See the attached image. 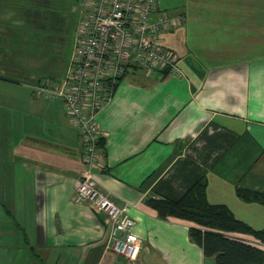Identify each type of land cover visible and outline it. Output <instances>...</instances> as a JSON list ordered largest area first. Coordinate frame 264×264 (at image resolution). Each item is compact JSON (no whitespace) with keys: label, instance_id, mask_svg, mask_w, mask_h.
I'll list each match as a JSON object with an SVG mask.
<instances>
[{"label":"crops","instance_id":"obj_1","mask_svg":"<svg viewBox=\"0 0 264 264\" xmlns=\"http://www.w3.org/2000/svg\"><path fill=\"white\" fill-rule=\"evenodd\" d=\"M54 1L0 0V264H216L190 237L191 221L162 218L146 201L179 198L199 177L209 203L264 229V202L237 193L264 191V0H158L183 16L161 33L182 73L131 67L97 114L104 154L94 172L135 220L136 260L111 251L104 216L72 199L81 136L62 102L34 88L61 79L70 59L59 61L64 19ZM28 24H49L53 52L27 47Z\"/></svg>","mask_w":264,"mask_h":264},{"label":"built area","instance_id":"obj_2","mask_svg":"<svg viewBox=\"0 0 264 264\" xmlns=\"http://www.w3.org/2000/svg\"><path fill=\"white\" fill-rule=\"evenodd\" d=\"M79 5L74 47L64 77L46 78L34 88L62 102L81 136L83 170L72 199L103 214L110 227L111 250L136 260L142 239L133 231L135 220L126 205L117 204L101 190L94 172L102 162L98 142L104 136L96 117L129 68L140 67L158 77L182 73L179 54L162 43L161 33L179 26L183 16L160 9L158 0H79Z\"/></svg>","mask_w":264,"mask_h":264},{"label":"trees","instance_id":"obj_3","mask_svg":"<svg viewBox=\"0 0 264 264\" xmlns=\"http://www.w3.org/2000/svg\"><path fill=\"white\" fill-rule=\"evenodd\" d=\"M103 142L102 136L98 142L102 156ZM205 186L206 181L200 177L179 198L148 197L146 201L162 218L191 221L190 237L202 247L204 255L214 256L216 264H264V250L245 237L251 235L264 242V229H253L226 205L209 203ZM237 193L245 200L264 202V191L237 189Z\"/></svg>","mask_w":264,"mask_h":264},{"label":"rangeland","instance_id":"obj_4","mask_svg":"<svg viewBox=\"0 0 264 264\" xmlns=\"http://www.w3.org/2000/svg\"><path fill=\"white\" fill-rule=\"evenodd\" d=\"M54 2L57 4V7L55 5H53L52 8L50 7V10L53 11V13H55L56 16H63V19H64L63 29L60 28L59 29L60 31L57 34V36L59 38L63 37V47L61 48L62 49L61 53H62L63 57L59 55V61H61V58H63V60L66 61L67 58L69 57L73 47H74L75 36H76V25L78 22V18L80 16L79 0H55ZM47 8H48V6L39 5V6L34 7V11L37 12L38 14L39 13L40 14L46 13ZM14 22L16 23L15 24L16 26H20L21 21L19 19H18V21H14ZM31 25L32 24H28L26 26V31H25L27 38H28L26 40L27 47H31L34 50L38 49V48L42 49V50L45 49L44 51H46L47 53H50L51 51L53 52V50H52L53 41H52V43H51V41H48V43H47L44 40V36L47 35V33H49V31H50L49 24L45 25V29H43V28L39 29L37 27H33L34 25H32V26ZM199 178H197V179H199ZM95 212H98V211H95ZM104 221L108 226V234H109L110 227H109L105 217H104ZM109 237H110V235H109ZM108 248L111 250L110 246ZM13 250H15V249H13ZM13 250L7 248V249H4L3 251H10V254H11V252H13ZM18 251L20 252V253L18 252L20 255L21 254L22 255L27 254V253H25V249H20Z\"/></svg>","mask_w":264,"mask_h":264}]
</instances>
